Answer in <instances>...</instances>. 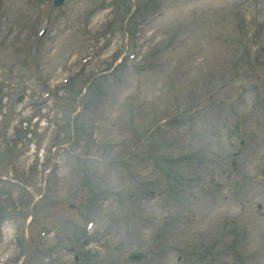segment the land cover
<instances>
[{
  "label": "rangeland",
  "instance_id": "1",
  "mask_svg": "<svg viewBox=\"0 0 264 264\" xmlns=\"http://www.w3.org/2000/svg\"><path fill=\"white\" fill-rule=\"evenodd\" d=\"M0 264H264V0H0Z\"/></svg>",
  "mask_w": 264,
  "mask_h": 264
},
{
  "label": "water",
  "instance_id": "2",
  "mask_svg": "<svg viewBox=\"0 0 264 264\" xmlns=\"http://www.w3.org/2000/svg\"><path fill=\"white\" fill-rule=\"evenodd\" d=\"M55 5H59L63 2V0H54ZM238 181L234 182V186L237 187ZM159 240V239H158ZM127 259L129 262H140L144 259V253L142 251H131L127 255Z\"/></svg>",
  "mask_w": 264,
  "mask_h": 264
}]
</instances>
